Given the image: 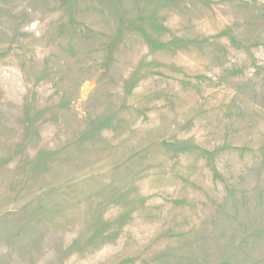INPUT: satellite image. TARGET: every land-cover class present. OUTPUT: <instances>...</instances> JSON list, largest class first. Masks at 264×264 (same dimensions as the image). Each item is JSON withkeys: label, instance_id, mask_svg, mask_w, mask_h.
<instances>
[{"label": "rangeland", "instance_id": "1", "mask_svg": "<svg viewBox=\"0 0 264 264\" xmlns=\"http://www.w3.org/2000/svg\"><path fill=\"white\" fill-rule=\"evenodd\" d=\"M0 264H264V0H0Z\"/></svg>", "mask_w": 264, "mask_h": 264}]
</instances>
